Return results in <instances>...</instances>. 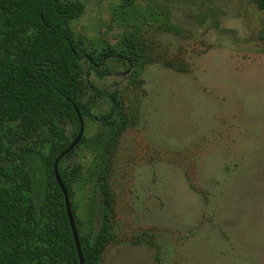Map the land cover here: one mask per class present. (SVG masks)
I'll use <instances>...</instances> for the list:
<instances>
[{"label": "rangeland", "instance_id": "374dc122", "mask_svg": "<svg viewBox=\"0 0 264 264\" xmlns=\"http://www.w3.org/2000/svg\"><path fill=\"white\" fill-rule=\"evenodd\" d=\"M80 1L70 27L82 51L139 37L147 59L137 73L121 62L102 75L83 62L93 90H119L130 121L111 156L115 238L101 264H264V10L256 0ZM88 99L96 113L109 108L94 91ZM99 130L84 118L83 135ZM92 157L84 145L64 163L86 169Z\"/></svg>", "mask_w": 264, "mask_h": 264}, {"label": "trees", "instance_id": "16d2710c", "mask_svg": "<svg viewBox=\"0 0 264 264\" xmlns=\"http://www.w3.org/2000/svg\"><path fill=\"white\" fill-rule=\"evenodd\" d=\"M256 2L264 10V0ZM84 11L80 0H0V264H81L55 175L56 159L80 131V116L99 123L100 130L83 135L59 160L58 171L84 264H101L115 238L108 177L114 146L130 121L119 90H93L83 62L102 75L121 62L137 73L147 59L139 37L82 51L70 20ZM90 91L109 101L108 110H92ZM68 123L75 125L71 136ZM84 145L93 155L91 164L86 169L82 163L66 165ZM86 185L91 187L87 195Z\"/></svg>", "mask_w": 264, "mask_h": 264}, {"label": "water", "instance_id": "95a60500", "mask_svg": "<svg viewBox=\"0 0 264 264\" xmlns=\"http://www.w3.org/2000/svg\"><path fill=\"white\" fill-rule=\"evenodd\" d=\"M83 132H84V121L83 118L80 116V131L77 135V137L74 139V141H72V143L58 156V158L55 161V175H56V179L58 181V184L60 185L63 193L65 194L66 197V205H67V211H68V215H69V220L71 223V227L73 230V234L75 237V241H76V245H77V249H78V254H79V258L81 261V264H84V260H83V256H82V250H81V246H80V241H79V236H78V231L74 222V217L72 215V210H71V206H70V198L68 195V191L66 189V186L64 185L60 175H59V171H58V162L59 160L65 156L66 154H68L69 152L73 151L74 148L79 144V142L81 141L82 137H83Z\"/></svg>", "mask_w": 264, "mask_h": 264}]
</instances>
